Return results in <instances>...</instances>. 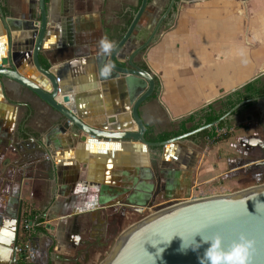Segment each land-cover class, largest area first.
I'll list each match as a JSON object with an SVG mask.
<instances>
[{
	"label": "crops",
	"instance_id": "crops-1",
	"mask_svg": "<svg viewBox=\"0 0 264 264\" xmlns=\"http://www.w3.org/2000/svg\"><path fill=\"white\" fill-rule=\"evenodd\" d=\"M140 2H46L49 23L40 62L57 72L72 109L90 126L137 130L125 77L101 79L97 58L105 64L102 58L109 54L101 53L99 41L106 37L115 46ZM197 2L181 10L177 25L163 30L158 41L135 57L160 81L158 97L141 107V116L153 135H159L179 130L190 115L212 107L224 112L221 130L229 128V136L223 140L194 135L166 148L134 140H82L83 134L65 128L64 118L33 92L0 78V258L7 257L0 264H18L10 242L12 213L20 202L23 210L32 207L42 217L33 233L35 264H99L122 231L137 221L123 225L127 212L131 219L136 210L156 211L203 197L204 187L213 181L223 180L222 189L233 190L237 185L232 177L239 166L232 156L241 152L248 158L256 155L255 161L262 158L257 147L242 142L264 138L254 121L260 110L264 112V99L237 110H224L222 99L248 84L264 88V73L254 79L264 71V35L258 32L264 26L255 31L250 17L258 13L262 23L264 0H249L239 12L228 0ZM37 4L38 0H0L5 16L19 19L29 13L36 17ZM255 32L261 34L256 44ZM35 35L23 29L8 31L0 12V62L32 80L41 77L32 56ZM141 38L137 34L120 51L118 65L125 64ZM258 144L264 150V140ZM163 201L167 204L157 207Z\"/></svg>",
	"mask_w": 264,
	"mask_h": 264
},
{
	"label": "water",
	"instance_id": "water-1",
	"mask_svg": "<svg viewBox=\"0 0 264 264\" xmlns=\"http://www.w3.org/2000/svg\"><path fill=\"white\" fill-rule=\"evenodd\" d=\"M149 4V0H141L122 38L109 56L102 58L105 64L97 58L98 64L100 62V69L106 64L112 66L109 75L107 77L100 75L101 79L120 75L125 77L132 105L131 116L137 125L136 131H129L128 128L124 131L108 130L85 123L72 109L71 96L69 92H63L57 72L52 67L46 68L41 64L39 55L49 23V9L46 0H38L39 11L36 17L29 13L23 19L6 17L0 5L1 18L8 31L23 29L30 33L36 32L32 56L34 65L41 76L38 80H32L20 73L14 66H8L1 61L0 78L15 81L33 92L64 118L65 128H73L77 134H83L82 140H85L87 136L105 140H134L150 148H166L178 141L187 140L203 130L213 128L215 122L164 141L152 142L146 139L147 126L141 116V107L155 92L156 81L149 70L135 62V57L154 43L159 35L160 26L171 7L160 18L149 38L126 55L124 65H118L116 60L120 51L137 36L135 32ZM263 73L264 71H260L254 79ZM48 84L49 87H47ZM255 101L259 104L262 100L258 98L243 101L237 104L234 110L239 109L245 103ZM109 121L115 122V119H109ZM21 216L22 203L20 202L17 213L12 215L16 219V224L11 226V228L15 227V239L12 244L15 262H17L16 248ZM226 216L230 217L224 223L205 227L210 221ZM248 222L258 224L260 229L258 236L248 237L258 241L253 246L254 250L250 254L249 264H264V182L234 192L187 198L153 211L128 225L116 239L109 254L99 264H201L202 260L203 264H223L233 251L231 239L226 236L223 241L215 240V234L231 225Z\"/></svg>",
	"mask_w": 264,
	"mask_h": 264
},
{
	"label": "flooded vegetation",
	"instance_id": "flooded-vegetation-1",
	"mask_svg": "<svg viewBox=\"0 0 264 264\" xmlns=\"http://www.w3.org/2000/svg\"><path fill=\"white\" fill-rule=\"evenodd\" d=\"M173 0H149V6L150 8L147 7L146 9V13L148 12L147 15H144L140 21V24L137 28V34L138 35H141L142 38H141V41L140 43H143L145 42L149 36L151 35L153 29L156 27L158 21L160 20V18L165 14L166 10L169 9L171 7V3H172ZM197 1H203V0H175L174 3H173V6L170 8V12L169 14L166 16V18L163 20L161 26H160V32H159V35L155 38V41H158L160 36H161V32L163 30H166V29H169L171 27H174L175 25H177V23L179 22V13L181 10H185L187 7L191 6V5H195L197 4L198 2ZM210 1V0H208ZM228 1H232V4L235 6H237L238 4L241 5L243 7V11H245V5L246 3L249 1V0H228ZM150 11V12H149ZM235 11L236 12H239L240 10L235 8ZM251 12V11H250ZM258 15V13H257ZM146 22V23H144ZM150 28L148 31L145 32V28ZM153 44V43H152ZM151 44V45H152ZM150 45V46H151ZM145 52V51H144ZM143 52V53H144ZM143 53H140V54H143ZM139 55V54H138ZM146 66V65H145ZM147 67V66H146ZM143 68V66H142ZM148 68V67H147ZM149 70V69H148ZM150 71V70H149ZM151 72V71H150ZM156 76H154L155 78ZM157 78V77H156ZM235 92V91H234ZM260 99V100H263L264 99V95L263 96H255L251 93V98L250 99H247V101H252L253 99ZM150 99V98H149ZM227 100H235V96H232V93L225 96L223 99H222V103ZM243 101H246V100H243ZM241 101V102H243ZM241 102H237L234 106H236L237 104L241 103ZM249 103L251 104V102H248V103H245L244 105H242L241 107H244V106H248ZM253 105H258V101H255V102H252ZM223 105V104H222ZM252 105V106H253ZM233 106V107H234ZM251 106V107H252ZM241 107L239 109H241ZM205 109V108H204ZM214 109V108H213ZM264 110V109H263ZM215 112H217L215 109H214ZM223 120L222 117L220 120L216 121L215 124L213 125V128H210V131H211V134L213 135L212 137H209V139L213 138V139H216V140H219V138H222L223 135L225 134H229V128L228 129H225L221 132V128L223 126H221L219 124V122ZM257 127L259 129H261L264 133V112H262V110H260L259 114H258V117L257 119L254 120ZM214 123V122H213ZM210 124V123H209ZM203 125H207L206 123H203L201 126ZM200 126V127H201ZM147 131V129H146ZM186 133V132H185ZM146 134V133H145ZM184 134V133H182ZM181 135V134H180ZM178 136V135H177ZM259 137H261L260 135H258ZM175 137V136H174ZM173 138V137H171ZM170 139V138H169ZM256 139V140H255ZM264 140V138H254V137H251L249 139H246L244 140L242 143H245L244 145H247L248 147H257L260 152L259 154L262 155V158L260 157V159H257L256 161H252L250 163H248L246 166H242L246 161H249L250 159H248V157L246 158V160H240L238 161L237 165L239 166L238 169L242 170V169H246V172H251L252 170H257V171H260V173L258 174V176L260 177L259 179H264V171H262V169H264V150H262L261 146L258 144V142H262ZM258 155V156H260ZM259 162V163H257ZM167 204L166 201H163V202H160L157 207H159L160 205L163 206ZM156 208V207H155ZM18 210L15 211V213H17ZM154 210L152 207H147V208H143L141 210H136L135 211V216L133 218L130 219V217L128 215L125 214V220L123 222V225L126 224L129 220H139L143 217H145L146 215L152 213ZM13 215V213H12ZM15 215V214H14ZM23 216H24V210H23V207H22V216H21V223H20V230H19V235H18V243H17V246L19 245L20 243V235H21V230H22V219H23ZM14 219V224H16V219L15 217L13 218ZM112 225V224H111ZM13 231H14V234H13V237L11 239V242H10V246H11V249H12V244H13V240L15 239V227L12 228ZM17 255V253H16ZM17 263L20 264V259L17 255Z\"/></svg>",
	"mask_w": 264,
	"mask_h": 264
},
{
	"label": "clouds",
	"instance_id": "clouds-1",
	"mask_svg": "<svg viewBox=\"0 0 264 264\" xmlns=\"http://www.w3.org/2000/svg\"><path fill=\"white\" fill-rule=\"evenodd\" d=\"M99 47L101 53L107 55L110 54L114 48V43L109 41L106 37L99 41ZM112 66L106 64L100 69L99 74L103 77H107L111 71ZM230 216L221 217L214 219L207 223L205 227L213 224H222L229 219ZM259 225L256 223H242L231 225L226 229L217 232L215 234V240L223 241L227 236L231 239V244L233 251L227 256V260L223 264H249V257L251 252L254 250L253 246L258 242L256 239H249V236H258ZM7 257H2L0 259H6ZM203 264V260L201 261Z\"/></svg>",
	"mask_w": 264,
	"mask_h": 264
},
{
	"label": "trees",
	"instance_id": "trees-1",
	"mask_svg": "<svg viewBox=\"0 0 264 264\" xmlns=\"http://www.w3.org/2000/svg\"><path fill=\"white\" fill-rule=\"evenodd\" d=\"M47 1L48 0H46V2ZM1 3L3 4L4 0H1ZM132 18H133V16L127 18L126 27H125V30L122 33L120 39L124 35V33H125L126 29L128 28L130 22L132 21ZM142 66H143L144 69L148 70V68L145 65H142ZM46 68H48V66H46ZM155 81H156V90L153 93V95L151 96V99L157 98L158 94H159V91H160V81L156 77H155ZM251 93L253 95H255V96H258V97L263 96L264 95V88H261V89L260 88H256L255 86H253V84L246 85L243 89H239V90H237V91L232 93V96H235V100H227V101L223 102V109L226 110L228 108L233 107L237 102H241L243 100L250 99L251 98ZM223 114H224V112H222V111L221 112H215L212 107L209 108V109H202V110L198 111V113L196 115L195 114L192 115V116L190 115L187 120L182 122L181 125H180L179 130H177V131H173V132H170V133H161L159 135H153V128L149 127V128H147L145 137H146V139L148 141H152V142L164 141V140H167V139H169L171 137H174V136L180 135L182 133L189 132V131H192L194 129H197L203 124V122H205L206 124L216 122V121L221 119ZM196 117H199V120L195 121V123L193 124L192 127L188 128V127L185 126L186 122L194 120V118H196ZM219 124L221 126H223L224 122L220 121ZM196 136H201V137L209 136V137H212L213 135L211 134V132H209V130H204V131L200 132L199 134H197ZM228 136H229V134L223 135V137L221 139H219V141L227 138ZM35 214H37V213H35ZM41 219H42V217L39 215L38 218H37V222H39V223L41 222V224H42V220ZM37 228H40V227H37ZM20 264H24L21 259H20Z\"/></svg>",
	"mask_w": 264,
	"mask_h": 264
},
{
	"label": "rangeland",
	"instance_id": "rangeland-1",
	"mask_svg": "<svg viewBox=\"0 0 264 264\" xmlns=\"http://www.w3.org/2000/svg\"><path fill=\"white\" fill-rule=\"evenodd\" d=\"M261 0H258V2H260ZM249 7H252V5L249 3L247 4ZM254 6V4H253ZM225 6L222 5V8H224ZM237 9H243V7L241 5H237L235 6ZM257 9V7L255 8ZM263 10V9H262ZM256 13V11H254ZM258 16V17H257ZM264 16V15H263ZM251 25H252V22H253V18L255 20V25H254V29H256L255 31L259 30L262 25L264 26V20L262 21V23H258V18L259 17H262L261 15H251ZM246 21L243 19V22H248L249 19L245 18ZM256 26L258 28H256ZM259 33L262 34V36L264 35V31L261 32V31H258ZM256 34L254 35V39H255V44L258 42H260V38H259V35L261 36V34L255 32ZM241 34V33H240ZM240 37V36H239ZM259 52V51H258ZM255 54H257V50L255 49ZM260 155V154H259ZM232 157H234L236 159L235 163L237 165L238 161H242L244 159H246L247 157L245 156V154L241 153V152H238V153H235ZM253 158H257L256 155L254 156H250L248 159L249 162H252V161H255V159ZM262 171H264V169H262ZM260 173V171H257V170H252L251 172H246V169H238L236 171V174L232 177V180H235V184L234 185H237L232 189L230 190H225L222 189V186H224V181L223 180H220L222 182L218 183V182H211L210 184H208L206 187H204V193L206 194H203L202 196H207V195H212V194H217V193H221L223 190L225 191L224 193H229V192H234V191H238L240 189H243V188H247V187H250V186H253V185H258V184H261L264 182V179H259L260 177L258 176V174ZM227 177H225L224 180H226ZM134 220V219H133Z\"/></svg>",
	"mask_w": 264,
	"mask_h": 264
},
{
	"label": "built area",
	"instance_id": "built-area-1",
	"mask_svg": "<svg viewBox=\"0 0 264 264\" xmlns=\"http://www.w3.org/2000/svg\"><path fill=\"white\" fill-rule=\"evenodd\" d=\"M58 81L60 80L58 79ZM222 131L223 130H221V132ZM37 218L38 215L34 213L32 207L24 210L20 243L16 248V253L24 264H35L34 258L36 251L33 246V233L37 225L41 224V222H37Z\"/></svg>",
	"mask_w": 264,
	"mask_h": 264
}]
</instances>
